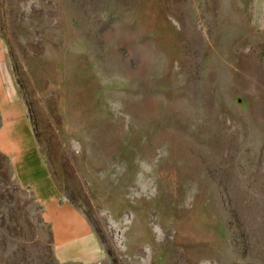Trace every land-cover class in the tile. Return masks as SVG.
<instances>
[{"label":"rangeland","instance_id":"1","mask_svg":"<svg viewBox=\"0 0 264 264\" xmlns=\"http://www.w3.org/2000/svg\"><path fill=\"white\" fill-rule=\"evenodd\" d=\"M5 76L98 264H264V0H0ZM0 184V264H56Z\"/></svg>","mask_w":264,"mask_h":264},{"label":"crops","instance_id":"2","mask_svg":"<svg viewBox=\"0 0 264 264\" xmlns=\"http://www.w3.org/2000/svg\"><path fill=\"white\" fill-rule=\"evenodd\" d=\"M0 39V175L28 195L47 229L56 264H98L103 253L85 218L60 192L41 157L26 108L5 76ZM4 177H0V184ZM3 186V185H2Z\"/></svg>","mask_w":264,"mask_h":264}]
</instances>
